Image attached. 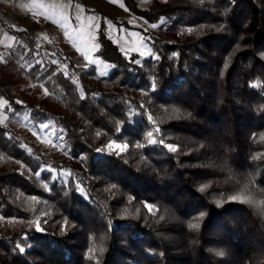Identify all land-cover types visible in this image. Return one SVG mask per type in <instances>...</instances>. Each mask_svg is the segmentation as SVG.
Wrapping results in <instances>:
<instances>
[{"label":"trees","instance_id":"trees-1","mask_svg":"<svg viewBox=\"0 0 264 264\" xmlns=\"http://www.w3.org/2000/svg\"><path fill=\"white\" fill-rule=\"evenodd\" d=\"M122 1L159 34L126 55L101 23L105 75L0 51L5 112L51 123L73 162L53 175L0 121V264H264V0Z\"/></svg>","mask_w":264,"mask_h":264},{"label":"rangeland","instance_id":"rangeland-1","mask_svg":"<svg viewBox=\"0 0 264 264\" xmlns=\"http://www.w3.org/2000/svg\"><path fill=\"white\" fill-rule=\"evenodd\" d=\"M137 1L145 7L152 0ZM10 3L16 11V28L30 31L27 38L23 33L19 36L12 33L14 44L24 41L37 47L41 43L46 52L58 51L61 61L81 54L100 75L114 67L95 54L101 23L107 36L126 55L137 52L142 57L149 56L150 45L143 31L159 34L157 25L130 13L122 0H10ZM26 39L33 42L29 44ZM1 52H5L4 48ZM5 103L0 99V121L13 129L27 150L38 153L48 162L44 168L66 179L73 162L60 149L61 133L51 123L34 122L27 111L9 115L3 108Z\"/></svg>","mask_w":264,"mask_h":264},{"label":"crops","instance_id":"crops-1","mask_svg":"<svg viewBox=\"0 0 264 264\" xmlns=\"http://www.w3.org/2000/svg\"><path fill=\"white\" fill-rule=\"evenodd\" d=\"M15 12V7L11 8L10 0H0V51L2 48L5 50L14 44V38L12 37L14 32L9 31L8 26L16 28L18 20Z\"/></svg>","mask_w":264,"mask_h":264},{"label":"snow or ice","instance_id":"snow-or-ice-1","mask_svg":"<svg viewBox=\"0 0 264 264\" xmlns=\"http://www.w3.org/2000/svg\"><path fill=\"white\" fill-rule=\"evenodd\" d=\"M46 94H47V93H46ZM149 135H151V133H150ZM161 143H163V141H161ZM164 146H165L170 152H176V151H177L176 147L173 146L172 144H165ZM107 148H108L110 151H111V150H114V149H118L120 152H123V151H125V149L127 148V145H126V144H116L115 141H113V142H110V143L107 145ZM97 151L99 152V151H101V150H100V149H97ZM230 199L236 200V199H238V198H237V197H231ZM145 207H147V208L149 209V211H151L152 208H153L152 205H145ZM190 227L195 228V227H198V225H197V224H192V225H190ZM36 228H37L38 231H42V229H40V227H39V223L36 224ZM19 250H20L21 252L24 251L23 248H20ZM90 251H91V249H90ZM217 255H224V253H223L222 251H221V252H217Z\"/></svg>","mask_w":264,"mask_h":264},{"label":"built area","instance_id":"built-area-1","mask_svg":"<svg viewBox=\"0 0 264 264\" xmlns=\"http://www.w3.org/2000/svg\"><path fill=\"white\" fill-rule=\"evenodd\" d=\"M26 34L27 35H30V31H28L27 29H26ZM28 36H26V38H27ZM26 41L29 43V44H31L32 42H33V40L32 39H26ZM31 47H35L34 45H33V43L30 45Z\"/></svg>","mask_w":264,"mask_h":264}]
</instances>
